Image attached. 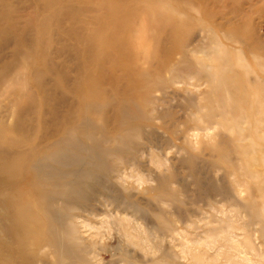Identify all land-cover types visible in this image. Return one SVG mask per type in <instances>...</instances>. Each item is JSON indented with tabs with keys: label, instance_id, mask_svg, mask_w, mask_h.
<instances>
[{
	"label": "rangeland",
	"instance_id": "obj_1",
	"mask_svg": "<svg viewBox=\"0 0 264 264\" xmlns=\"http://www.w3.org/2000/svg\"><path fill=\"white\" fill-rule=\"evenodd\" d=\"M5 17L0 157L35 159L50 192L28 258L0 210V264H264V0H0Z\"/></svg>",
	"mask_w": 264,
	"mask_h": 264
},
{
	"label": "bare ground",
	"instance_id": "obj_2",
	"mask_svg": "<svg viewBox=\"0 0 264 264\" xmlns=\"http://www.w3.org/2000/svg\"><path fill=\"white\" fill-rule=\"evenodd\" d=\"M116 12V7L110 8L105 12L106 20L103 28L106 25V32L114 30L112 17ZM4 19H0V21H5L2 24H4L8 31L11 25L7 26V24L10 21L7 17ZM85 54L87 62L95 63V60L90 57L86 48ZM9 146H13V143ZM18 157L20 160L17 159ZM8 158L10 159L6 157L7 161L5 158L0 157V181L1 179H6L8 183L5 186H11L14 183L24 190L16 198L8 194L3 195L4 197L1 196L0 210L3 211L2 214L6 216L9 227L12 228L16 235V249H19L21 254L25 258H28L30 249L28 243L26 244V239L37 234L35 228H39V231L42 232L45 226H47L46 216L49 214L47 193L50 192V183L45 177L37 174L34 170L35 159L23 161L20 156H8ZM3 240V235L0 233V258L6 257L3 250Z\"/></svg>",
	"mask_w": 264,
	"mask_h": 264
}]
</instances>
